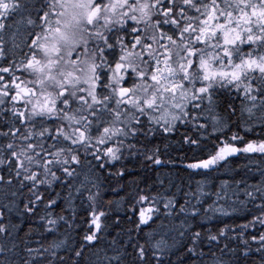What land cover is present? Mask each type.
<instances>
[{"label": "snow or ice", "instance_id": "1", "mask_svg": "<svg viewBox=\"0 0 264 264\" xmlns=\"http://www.w3.org/2000/svg\"><path fill=\"white\" fill-rule=\"evenodd\" d=\"M0 264H264V0H0Z\"/></svg>", "mask_w": 264, "mask_h": 264}, {"label": "trees", "instance_id": "2", "mask_svg": "<svg viewBox=\"0 0 264 264\" xmlns=\"http://www.w3.org/2000/svg\"><path fill=\"white\" fill-rule=\"evenodd\" d=\"M180 132H183V128H181L179 130V132L171 134L170 137H169V139L171 141H177V140H179V138H180L179 133ZM155 142H159V141L157 140V141H154V143ZM172 146L178 148V145L175 144V143ZM173 155L178 157L179 156V152L173 153ZM165 159H167V157H165ZM124 166L128 169L129 175H126L124 177V181H121V182H113L112 185H111V187L112 188H116L117 189V193H113L109 189L107 191L106 198H109V199H118L119 197L125 195V192L128 191V189H125V191H120L119 190V183H124V182H126V181H128L130 179H139V178H143L144 181H145V183H152V181L155 179L156 173L154 171H151V170L144 171V170H142L140 163L138 161L134 160V159H130L129 161H127L124 164ZM179 166H180V161L177 159V167H179ZM120 167H121V164H117L116 165V168L117 169H119ZM143 186L144 185L142 184L141 187H143ZM16 222H19V221H16ZM21 226H22V228H24L25 231L27 230L28 225L26 223L22 224Z\"/></svg>", "mask_w": 264, "mask_h": 264}]
</instances>
